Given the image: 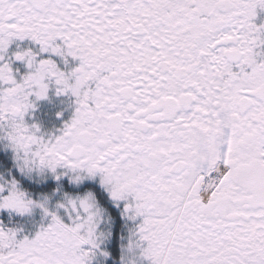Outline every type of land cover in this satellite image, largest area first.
Wrapping results in <instances>:
<instances>
[{
    "label": "snow or ice",
    "instance_id": "6c2138e0",
    "mask_svg": "<svg viewBox=\"0 0 264 264\" xmlns=\"http://www.w3.org/2000/svg\"><path fill=\"white\" fill-rule=\"evenodd\" d=\"M0 264H264V0H0Z\"/></svg>",
    "mask_w": 264,
    "mask_h": 264
},
{
    "label": "rangeland",
    "instance_id": "374dc122",
    "mask_svg": "<svg viewBox=\"0 0 264 264\" xmlns=\"http://www.w3.org/2000/svg\"><path fill=\"white\" fill-rule=\"evenodd\" d=\"M42 111L44 112L45 125L49 130L52 128H59L62 126V124H60L59 122L57 123L56 121L57 119L55 116L56 108L54 106L45 105ZM46 115L49 116L48 119L45 118Z\"/></svg>",
    "mask_w": 264,
    "mask_h": 264
},
{
    "label": "flooded vegetation",
    "instance_id": "af4514ba",
    "mask_svg": "<svg viewBox=\"0 0 264 264\" xmlns=\"http://www.w3.org/2000/svg\"><path fill=\"white\" fill-rule=\"evenodd\" d=\"M54 103H55V102H54ZM48 117H49V116L46 115L45 118L48 119ZM68 118H70V117H66V119H68ZM56 121H57V123L59 122L60 124H63V122H64L63 120H59V119H56Z\"/></svg>",
    "mask_w": 264,
    "mask_h": 264
}]
</instances>
